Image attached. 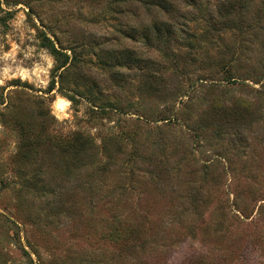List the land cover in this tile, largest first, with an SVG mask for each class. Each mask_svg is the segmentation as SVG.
I'll return each instance as SVG.
<instances>
[{"label": "rangeland", "instance_id": "1", "mask_svg": "<svg viewBox=\"0 0 264 264\" xmlns=\"http://www.w3.org/2000/svg\"><path fill=\"white\" fill-rule=\"evenodd\" d=\"M164 19L130 0H0V264H264V97L249 77L226 84L216 62L230 61V51L215 48L220 38L208 48V69L182 61L193 79L205 75L201 84L213 86L221 104L242 98L261 115L251 128L220 131L225 140L217 145H188L191 155L172 156L169 144L160 156L142 143L146 131L167 129L143 124L135 111L142 76L114 58L137 52L168 64L126 35L139 20ZM221 39L237 59L246 49L242 61L263 55L264 35L251 44L230 31ZM174 96L183 109L185 98ZM145 104L148 113L165 107ZM129 132L141 136V157L152 151L158 167L144 164L132 175L109 165L74 171L91 157L95 167L126 163L135 146L124 139ZM73 133L92 148L77 158L61 149ZM114 230L130 238L115 241Z\"/></svg>", "mask_w": 264, "mask_h": 264}, {"label": "trees", "instance_id": "2", "mask_svg": "<svg viewBox=\"0 0 264 264\" xmlns=\"http://www.w3.org/2000/svg\"><path fill=\"white\" fill-rule=\"evenodd\" d=\"M119 1L125 2L126 0ZM130 1L145 10L155 11L160 17L166 16L168 19L154 20L150 24L139 20L137 26L126 33L131 39H141L146 47L157 50L160 56L165 58V64L168 60V64H155L148 57H142L137 52L132 55L123 53L114 58L118 64L127 68L132 67L138 71L139 76H142L135 86L137 90L135 111L144 120L143 124L149 121L161 122L167 129V132H162L159 128L154 129L155 132L151 129L146 131L142 143L148 142L150 148L157 150L160 156H165V146L170 144V155L179 157L193 153L188 145H192L194 150V147L199 146L201 142L205 144L215 142L216 145L223 142L225 136L221 135L220 131L223 130L227 133L229 127L230 130L251 128L256 121L255 117L261 115L259 111L254 110L256 109L255 104L253 105L242 98L231 101L229 106L221 104L220 100H216L213 96V86L207 87L205 84H201L205 81V75L200 77L197 74V77L193 79L195 70L184 60L191 57L194 62V59H197L198 61L194 63L199 71L208 69L207 54L210 51L208 48L213 49V37L217 36L222 45L217 44L215 48L221 50L220 54L230 51V61H224L226 57L222 56L216 62L217 66H221L226 84H229L228 80H230V85H237L239 79L246 81L248 80L246 77H249L252 81H257L254 84L260 85L257 90L252 89V91L257 94L258 98L264 97V83L262 82L264 79V66H262L264 50L261 58H246L245 61H242L239 57L240 54H244L246 49L240 52L237 59L234 45L230 44L229 47L221 39V36L228 31L232 32L240 41L245 37V41L249 44L263 36L261 30L264 28V0H213V3L210 0ZM205 45L208 47L205 48ZM249 48L251 49V47ZM52 50L60 53L53 46ZM104 57L112 58L114 55L105 51ZM67 58L65 56V59ZM182 59L184 60L182 61ZM147 61H149L148 64ZM165 73H168V77L172 78L166 77ZM179 75L180 80L175 81ZM210 85L215 84L211 83ZM200 91H202V96L199 95ZM162 93H166V95L163 96ZM174 94H180L185 98L183 109L178 110L174 106L173 100L178 97ZM69 97L70 101L74 99L72 96ZM153 100L161 101L165 107L155 113H148L144 109L145 103ZM175 127H179V131L176 132ZM140 138L141 136L138 137L131 132L127 133L124 138L131 142V145H135L132 147L131 157L127 159L126 163L118 164L108 161V163H101L95 167L92 164L95 159L91 157V160L86 163H81L80 160L75 165L74 171L76 173H80L82 170L86 173L87 171L95 172V170L104 172L109 165L118 167L115 172L121 171L132 175L134 172H139L138 168L143 167L144 164L150 165L152 168L158 167L159 162L153 158L152 151L148 153V158L141 157V152L138 149V145L142 144L139 142ZM72 139L73 142L65 140V143L61 144V149H73L76 158L91 148L88 138L79 133H73ZM135 139L138 141L134 143ZM230 140L236 141L237 139L232 136ZM239 142L241 141L237 143L239 144ZM251 177L254 176L251 175ZM255 179L257 180V178ZM129 235H131L130 231H128V235H122L114 230L109 236L113 237L115 241L125 242L130 238Z\"/></svg>", "mask_w": 264, "mask_h": 264}]
</instances>
